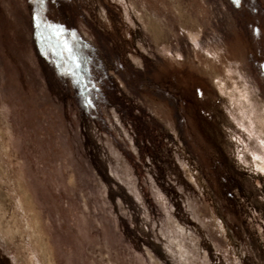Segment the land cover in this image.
Segmentation results:
<instances>
[{
  "label": "rangeland",
  "instance_id": "1",
  "mask_svg": "<svg viewBox=\"0 0 264 264\" xmlns=\"http://www.w3.org/2000/svg\"><path fill=\"white\" fill-rule=\"evenodd\" d=\"M260 165L264 0H0V264H264Z\"/></svg>",
  "mask_w": 264,
  "mask_h": 264
},
{
  "label": "trees",
  "instance_id": "2",
  "mask_svg": "<svg viewBox=\"0 0 264 264\" xmlns=\"http://www.w3.org/2000/svg\"><path fill=\"white\" fill-rule=\"evenodd\" d=\"M81 46H82V45H81ZM83 48H84V47H83ZM83 48L80 47L79 51H80V52H84V51H83V50H84ZM83 59H84V63H85L86 58H85L84 54H83ZM86 64H87V63H85V66H86Z\"/></svg>",
  "mask_w": 264,
  "mask_h": 264
},
{
  "label": "bare ground",
  "instance_id": "3",
  "mask_svg": "<svg viewBox=\"0 0 264 264\" xmlns=\"http://www.w3.org/2000/svg\"><path fill=\"white\" fill-rule=\"evenodd\" d=\"M261 166V169L264 171V166L263 165H260Z\"/></svg>",
  "mask_w": 264,
  "mask_h": 264
},
{
  "label": "snow or ice",
  "instance_id": "4",
  "mask_svg": "<svg viewBox=\"0 0 264 264\" xmlns=\"http://www.w3.org/2000/svg\"><path fill=\"white\" fill-rule=\"evenodd\" d=\"M65 47H67V46H65Z\"/></svg>",
  "mask_w": 264,
  "mask_h": 264
}]
</instances>
